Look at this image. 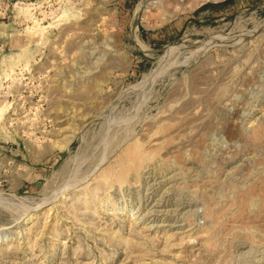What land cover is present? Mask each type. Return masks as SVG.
Wrapping results in <instances>:
<instances>
[{
	"label": "rangeland",
	"instance_id": "obj_1",
	"mask_svg": "<svg viewBox=\"0 0 264 264\" xmlns=\"http://www.w3.org/2000/svg\"><path fill=\"white\" fill-rule=\"evenodd\" d=\"M1 228L0 264H264V0H0Z\"/></svg>",
	"mask_w": 264,
	"mask_h": 264
},
{
	"label": "bare ground",
	"instance_id": "obj_2",
	"mask_svg": "<svg viewBox=\"0 0 264 264\" xmlns=\"http://www.w3.org/2000/svg\"><path fill=\"white\" fill-rule=\"evenodd\" d=\"M155 1V0H154ZM233 36V35H232ZM222 37V36H221ZM225 37V36H224ZM219 38V37H218ZM220 41V40H219ZM232 41V40H231ZM219 43V42H218ZM223 43V42H222ZM221 44V43H220ZM214 45V44H213ZM209 46V45H208ZM171 48V47H170ZM78 182V181H77ZM64 188V187H63ZM64 190V189H63ZM61 191V190H60ZM59 193V192H58ZM150 211V210H149ZM151 212V211H150ZM6 231V228H1L0 229V233L1 232H5Z\"/></svg>",
	"mask_w": 264,
	"mask_h": 264
}]
</instances>
